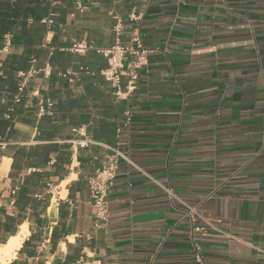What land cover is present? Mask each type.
Wrapping results in <instances>:
<instances>
[{
    "label": "crops",
    "instance_id": "1",
    "mask_svg": "<svg viewBox=\"0 0 264 264\" xmlns=\"http://www.w3.org/2000/svg\"><path fill=\"white\" fill-rule=\"evenodd\" d=\"M117 17L149 51L126 99L100 74ZM115 149L102 220L87 181ZM18 236L8 264H264V0H0V248Z\"/></svg>",
    "mask_w": 264,
    "mask_h": 264
},
{
    "label": "built area",
    "instance_id": "2",
    "mask_svg": "<svg viewBox=\"0 0 264 264\" xmlns=\"http://www.w3.org/2000/svg\"><path fill=\"white\" fill-rule=\"evenodd\" d=\"M50 2L53 4L55 0H50ZM131 19L137 21L139 17L132 14ZM45 22L51 24L53 21L51 18H48ZM115 33L117 36L116 44L111 48L98 50V53L102 54L108 60V67L101 71L100 74L107 82L112 83L117 87V91L115 92L116 96L121 99H126L135 93L138 88L139 70L147 64L149 51L143 43L138 28L134 30V34L128 43L124 44L120 41L123 33V21L118 17L115 26ZM87 48L88 46L84 44H75L69 49V51L84 53ZM35 63L36 62L33 61L32 66L28 70H20L17 72L20 93L24 91L31 79L37 76L41 71H45L46 75H49V72H47L49 70L48 67L41 70L35 66ZM66 76L67 75L64 77ZM123 82L126 84L125 90L121 89ZM16 100H20V95L17 96ZM53 106L54 104L52 102H48L46 105H41L39 111L40 114H52ZM126 116V124L129 125L131 116L129 113H127ZM94 143L93 140L84 135L83 139L74 141L72 147L74 150H78L81 148H87ZM120 159L127 158L119 150L115 149L108 162L87 181L89 194L97 210V216L102 220H106L109 215L108 196L117 176ZM77 264L101 263L98 261L79 260Z\"/></svg>",
    "mask_w": 264,
    "mask_h": 264
},
{
    "label": "bare ground",
    "instance_id": "3",
    "mask_svg": "<svg viewBox=\"0 0 264 264\" xmlns=\"http://www.w3.org/2000/svg\"><path fill=\"white\" fill-rule=\"evenodd\" d=\"M24 229L26 230V227ZM22 241L21 236H18L11 239L6 246L0 248V261L2 264H8L16 256L17 251L22 246Z\"/></svg>",
    "mask_w": 264,
    "mask_h": 264
}]
</instances>
